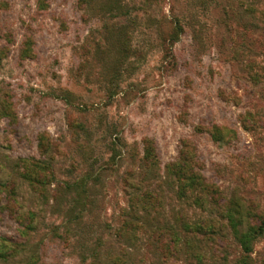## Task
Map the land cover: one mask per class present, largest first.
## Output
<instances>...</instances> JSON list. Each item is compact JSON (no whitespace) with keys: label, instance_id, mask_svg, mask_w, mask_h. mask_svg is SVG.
<instances>
[{"label":"rangeland","instance_id":"rangeland-1","mask_svg":"<svg viewBox=\"0 0 264 264\" xmlns=\"http://www.w3.org/2000/svg\"><path fill=\"white\" fill-rule=\"evenodd\" d=\"M257 217L264 0H0V264H264Z\"/></svg>","mask_w":264,"mask_h":264},{"label":"trees","instance_id":"trees-1","mask_svg":"<svg viewBox=\"0 0 264 264\" xmlns=\"http://www.w3.org/2000/svg\"><path fill=\"white\" fill-rule=\"evenodd\" d=\"M153 159L154 157L152 156V154H150L146 160L149 164L153 163ZM177 168L179 169V176H181V183L179 185V192L180 194H184L186 189L189 190H195L196 188L201 190V191H208L209 193H213V189H211V186L207 183H205V180L195 174H190V176L185 177L183 175V173L180 171V169H182V167H179L177 165ZM180 180V177H178ZM197 200L201 201L200 197L196 198ZM259 219V223L258 225H253V224H246V229L242 232L239 233V244L241 246L242 252L244 254H248L251 251V242L259 235H261L263 228H264V219H260V217H257ZM231 223L233 226V230H235V232H237L236 229V224L234 223V220L231 219ZM203 227L201 226L198 230H201ZM209 232L210 229L208 230ZM207 231V232H208ZM240 264H246V257H244L241 260Z\"/></svg>","mask_w":264,"mask_h":264}]
</instances>
